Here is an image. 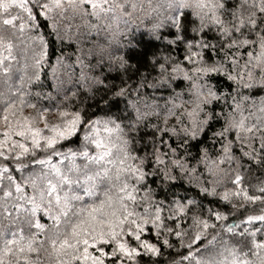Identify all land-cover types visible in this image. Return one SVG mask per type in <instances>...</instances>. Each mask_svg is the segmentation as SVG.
Masks as SVG:
<instances>
[{
  "label": "snow or ice",
  "instance_id": "1",
  "mask_svg": "<svg viewBox=\"0 0 264 264\" xmlns=\"http://www.w3.org/2000/svg\"><path fill=\"white\" fill-rule=\"evenodd\" d=\"M0 264H264V0H0Z\"/></svg>",
  "mask_w": 264,
  "mask_h": 264
}]
</instances>
